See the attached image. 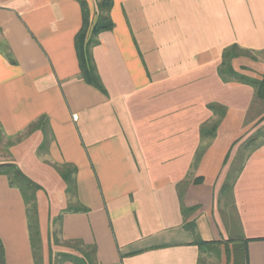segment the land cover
Returning a JSON list of instances; mask_svg holds the SVG:
<instances>
[{
  "label": "crops",
  "instance_id": "1",
  "mask_svg": "<svg viewBox=\"0 0 264 264\" xmlns=\"http://www.w3.org/2000/svg\"><path fill=\"white\" fill-rule=\"evenodd\" d=\"M113 1V28L91 48L99 90L81 75L78 2L0 0V164L42 188L43 264L57 222L61 242L94 246L98 264H198V239L230 238L249 240V264H264V136L236 171L231 199L222 195L243 144L264 127L251 116L264 102L219 74L224 50L237 45L256 60L234 59L235 71L264 75V0ZM87 2L94 18L97 2ZM210 105L225 113L203 138L219 119ZM0 240L5 264H35L27 206L4 174Z\"/></svg>",
  "mask_w": 264,
  "mask_h": 264
},
{
  "label": "trees",
  "instance_id": "2",
  "mask_svg": "<svg viewBox=\"0 0 264 264\" xmlns=\"http://www.w3.org/2000/svg\"><path fill=\"white\" fill-rule=\"evenodd\" d=\"M79 3L82 10L83 24L82 28L76 36L75 44L77 49V54L80 62V70L83 79L90 85L94 86L99 90H103L101 80L98 76L97 69L91 54V48L98 43L97 38L100 33L110 31L113 28V23L110 17V12L113 7V0H96V11L94 13V18L92 17L91 10L89 8L87 0H75ZM245 56L253 60H256L248 51L242 50L239 46L234 45L224 50L222 55V63L219 68V74L225 82H237L240 84H246L256 89V96L259 100L264 101V75L257 78H250L245 76L233 68L232 62L234 59ZM209 108L214 112L216 116L219 117L218 120L211 124H207L202 127L201 135L203 138L215 137L216 131L218 129L219 123L224 116L225 110L222 106L210 105ZM264 118L260 121L263 122ZM44 124V120H40L36 124L32 125L29 132H33L38 128H41ZM263 133V134H262ZM264 136V127L259 129L257 133L251 137L248 141L243 144V150L252 151L256 149L257 140ZM20 141L17 138L16 141L11 142L13 145L15 142ZM1 143V137H0ZM202 151L199 153L201 156ZM245 158H242L243 162ZM238 172L230 173L228 175L227 181L223 186L222 195L227 199H231V194L233 190V184L237 177ZM0 174L7 175L10 183L13 187L20 190L25 204L27 206V213L29 219V230L31 237V244L33 249V256L35 264H43V253H42V240L39 227V213H38V201L37 193L42 190V188L28 178L21 169L14 163L0 164ZM63 179L67 183V192L72 193L75 190L74 182L71 179V173H63ZM72 208V207H71ZM69 208L67 211H72ZM75 211L86 212L87 209L82 206H76ZM187 210L183 209V214H186ZM59 235V234H58ZM69 249L74 250L78 255L70 253H54L52 245H60ZM249 240L243 238H230L227 241L219 242H206L202 240H197L196 244L201 250V254L207 253V251H217L220 254L221 246H224L226 257L229 263L232 264H249L248 257V247ZM202 256L198 264H205ZM66 262H71L74 264H98L96 248L94 246H87L81 241L74 240L69 242H61V240H55L52 242L49 239V264H65ZM0 264H5L4 262V251L3 245L0 240Z\"/></svg>",
  "mask_w": 264,
  "mask_h": 264
},
{
  "label": "rangeland",
  "instance_id": "3",
  "mask_svg": "<svg viewBox=\"0 0 264 264\" xmlns=\"http://www.w3.org/2000/svg\"><path fill=\"white\" fill-rule=\"evenodd\" d=\"M260 56H261L262 60H264V55H260ZM251 116H252V118H255L257 116L264 118V106L263 107L260 105L255 106V108H253V110H252ZM263 125H264V121L260 125H258L257 128H260ZM0 137H1V133H0ZM247 152H248V150L247 151L243 150V152H241V155H239V153L237 154V156H240V157L236 156L237 160L235 162V166H234L235 171L234 172H236L239 169V167L243 161L242 158H245V156L247 155ZM5 153H6L5 144L2 143V144H0V161L7 159V155ZM222 211H223L222 213L225 216V218L226 217L229 218L232 216L233 212H232L231 203L229 201L223 202ZM232 223L233 222L230 221V225L233 226V228H234V225ZM58 230H59V222H57L53 227L49 226V239L51 241V238H52L53 243L55 242V240H60L59 235H58ZM61 247H66V246H64V244H61V243H60V245H52L54 253H57V251L59 249H62ZM219 248H220V254H218L217 251H207V253L203 254L202 259L205 262V264H232V263H229V261L226 257L224 246H221Z\"/></svg>",
  "mask_w": 264,
  "mask_h": 264
}]
</instances>
